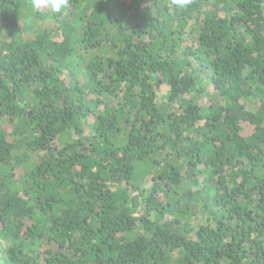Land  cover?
Returning <instances> with one entry per match:
<instances>
[{"label": "trees", "instance_id": "obj_1", "mask_svg": "<svg viewBox=\"0 0 264 264\" xmlns=\"http://www.w3.org/2000/svg\"><path fill=\"white\" fill-rule=\"evenodd\" d=\"M0 250L264 264V0H0Z\"/></svg>", "mask_w": 264, "mask_h": 264}, {"label": "clouds", "instance_id": "obj_2", "mask_svg": "<svg viewBox=\"0 0 264 264\" xmlns=\"http://www.w3.org/2000/svg\"><path fill=\"white\" fill-rule=\"evenodd\" d=\"M173 2L180 8L187 6L191 0H173ZM69 0H32V7L39 10L43 7L50 6L54 12H60L62 8L68 6Z\"/></svg>", "mask_w": 264, "mask_h": 264}, {"label": "rangeland", "instance_id": "obj_3", "mask_svg": "<svg viewBox=\"0 0 264 264\" xmlns=\"http://www.w3.org/2000/svg\"><path fill=\"white\" fill-rule=\"evenodd\" d=\"M35 25H36V23L33 24L34 27H32L33 29H31V30H33L34 32H35L36 30L40 29L41 24H39V25L37 26V28H35ZM201 98H203V99L201 100L202 103H208L209 100H208V98L204 97V95H202ZM248 107L253 108V105L248 104ZM5 125H6V127L9 129V131L12 130V124H10L9 122H7ZM19 172L21 173L20 170H19ZM20 175H21V174H20ZM1 253H2V251L0 250V255H1Z\"/></svg>", "mask_w": 264, "mask_h": 264}]
</instances>
